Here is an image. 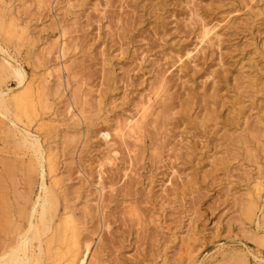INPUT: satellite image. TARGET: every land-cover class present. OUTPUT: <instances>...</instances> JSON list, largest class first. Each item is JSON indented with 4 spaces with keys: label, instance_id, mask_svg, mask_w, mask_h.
<instances>
[{
    "label": "rangeland",
    "instance_id": "obj_1",
    "mask_svg": "<svg viewBox=\"0 0 264 264\" xmlns=\"http://www.w3.org/2000/svg\"><path fill=\"white\" fill-rule=\"evenodd\" d=\"M0 16V62L47 89L30 129L91 264H264V217L245 214L264 188V0H0ZM0 123L1 242L41 177Z\"/></svg>",
    "mask_w": 264,
    "mask_h": 264
},
{
    "label": "bare ground",
    "instance_id": "obj_2",
    "mask_svg": "<svg viewBox=\"0 0 264 264\" xmlns=\"http://www.w3.org/2000/svg\"><path fill=\"white\" fill-rule=\"evenodd\" d=\"M14 25V22L11 21L9 24V29H11ZM0 32H10V30L6 31L4 20L1 16ZM20 32L22 33V31ZM206 35H209V33ZM202 38L204 39L205 37L202 36L201 39ZM3 53V50L0 48V54ZM4 58L7 64L0 62V72L11 73L17 79V85L15 88L10 90L0 89V115L4 118V120L9 121L11 127H13L15 131L20 135L23 144L29 149V151H31L30 153H32V159L30 160L32 161V164L35 163L39 168L41 179L38 187H36L35 189L36 193H34L31 202H29L30 205L27 209V212H25L24 210H18L16 211L17 216L15 212H11L13 214L9 212L10 216L7 219L6 226L2 224L3 229L6 230V236L0 242V264H91V258L88 257L90 253L91 241H89V239L86 240L81 236L79 222L70 213L71 211L69 212L67 210V207L65 205L61 211L58 209L60 194L57 193V190L60 188L58 186L59 179H57V176L53 174V172H55V169L53 159L51 157L52 153L50 151L46 152L43 148V143L37 134L38 131L36 132L35 130L34 132H32L30 129L31 123L37 120L38 110L47 107L46 98L44 94L47 89L44 91L42 86L41 88L39 86H34V84L32 83V79L26 78L22 66L13 58H11V56H7L6 54H4ZM42 78L43 76L41 77V79ZM144 105L145 104H143L142 106ZM140 110L143 111L142 109ZM147 113L148 112L145 113L146 116ZM79 114L82 115V113L78 112L77 115ZM143 115L141 117L144 121L145 116L143 117ZM73 116L76 117V115ZM128 122H126V124H124L123 126L121 125V127H119L120 125L116 127V129H118L119 127L117 134L120 138L123 137L125 134H127L128 137H130L129 134H136L137 127H139V130L142 129V127L137 126V121H135L134 124H129L130 122ZM139 123L141 124V122ZM38 125L40 124L38 123ZM102 133H104L102 137H107V133ZM20 146L21 145H19V147ZM50 174L53 175H51L52 177L50 178V183L47 184V182L45 181V177ZM262 190H264V188H261L260 183H256L255 189H253V191L255 192V196H250V198L248 197L249 201L248 204H246L247 206L245 209L246 216H251L254 210L257 209L262 214V217H264V206H262L264 204H262L261 206L259 205V207L257 208V200L258 198H261L260 195L262 193ZM262 220H264V218H262ZM256 224V227H258L259 223L257 222ZM262 229H264V227H262ZM260 242L264 244V233H262V236L260 237ZM242 264L245 263L243 262Z\"/></svg>",
    "mask_w": 264,
    "mask_h": 264
}]
</instances>
